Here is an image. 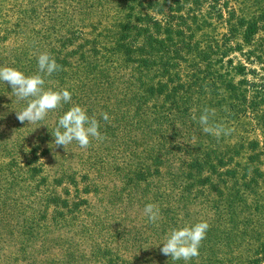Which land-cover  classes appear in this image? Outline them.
<instances>
[{
	"label": "rangeland",
	"instance_id": "rangeland-1",
	"mask_svg": "<svg viewBox=\"0 0 264 264\" xmlns=\"http://www.w3.org/2000/svg\"><path fill=\"white\" fill-rule=\"evenodd\" d=\"M119 1L0 0V66L32 75L38 55L45 51L62 62L69 48V14L56 18L54 11L77 2L75 26L90 30L91 38L99 24L106 22L101 6L115 8ZM187 2L183 0L184 4L174 6L176 11L168 13L183 16L186 34L203 49L194 58L197 65L188 68V77L194 81L190 112L183 120L166 124L176 130L158 132L161 137L155 141L165 144L167 140L171 145L163 163L159 157L148 161L147 182L127 172L155 146L136 150L134 165L128 167L124 166L127 158L119 164L122 154L118 152L124 148L122 143L140 142L144 134L138 130L145 124L136 126L110 117L105 121L101 113L107 109L100 106L99 113L87 115L99 121L105 139H91L86 149L73 141L64 149L54 144L52 135L59 116L49 112L35 124L21 123L15 110L26 102L18 101L10 85L0 81V264H45L41 259L52 254L56 260L48 264H112L114 255L104 246L108 242L118 264H264V113L258 117L250 103L264 106V54L261 60L256 56L264 50V0H219L212 7L206 0L200 5ZM38 7L51 10L54 23L33 25L31 20L15 19L18 13L28 16L29 10ZM231 12L236 16L233 22L240 18L257 22L251 46L243 44L241 27L236 37L228 35L225 19ZM19 30L26 32L19 34ZM239 44L244 52L254 51L248 54L249 60L235 49ZM239 62L255 73H235L232 66ZM60 66L58 73L44 76L45 87H67L64 81L53 87L60 80L54 78L66 69ZM215 70L221 80H232L237 92L213 87ZM246 82H255L260 98H253L255 92ZM205 107L215 110V122L234 131L219 139L204 133L192 117L198 118ZM148 182L157 186L152 190L151 184L144 186ZM205 188L206 196L201 194ZM148 203L160 209L155 224L143 214ZM64 217L66 221L60 223ZM45 220L54 225L43 238L39 226ZM201 220L209 228L197 257L185 262L161 253L159 243L170 229Z\"/></svg>",
	"mask_w": 264,
	"mask_h": 264
},
{
	"label": "trees",
	"instance_id": "trees-1",
	"mask_svg": "<svg viewBox=\"0 0 264 264\" xmlns=\"http://www.w3.org/2000/svg\"><path fill=\"white\" fill-rule=\"evenodd\" d=\"M185 1H188L187 3L190 5L194 3L200 5L203 0ZM206 1L209 7L219 3V0ZM77 2L68 4L67 9L58 8L54 11L53 16L56 18H62L65 14H69V28L67 29L69 48H66L67 56L62 62L56 60L59 65L64 64L66 69L63 74L61 72L54 78L60 80L55 82L53 87L55 88L56 85L58 86L64 81L67 84L64 89H68L71 93V103H65L62 108L50 111L49 114L58 118L72 104H78L81 107L85 106L87 114L94 115L99 113L100 106H102L103 109H107L105 113L108 114V117L114 118L113 121L124 119L134 125H139V122L145 124L144 129L138 130L144 134L140 142L134 140L129 146L127 143H122L124 148L118 149V152L122 154L119 157V164L124 163V159L127 158V163L125 162L124 166L128 167L134 165L133 156L136 150L141 147L145 148V145L148 146L147 148L155 146L152 152L144 157V160L131 166L127 172L128 175L132 173L134 179L138 176L139 178L144 177L143 182H147V177L151 175V173H147L150 169L149 162L159 157V163H163L167 148L171 145L167 140H165V144L156 142L158 136L161 137L157 135L158 132H167L168 129L176 130V128H167L166 124H175L176 120H183V117L190 112L189 94L194 92V81L191 76L188 77V68L197 65L194 63V58L196 54L201 56L203 49L186 34L185 26L181 23L183 16L168 13L176 11L177 8L174 6L184 4L183 0H120L115 8L102 5L100 15L104 14L107 17L106 22L99 24L97 32L91 38L88 35L90 30L78 29L75 26L78 22L75 17V15L77 16L75 10ZM99 11L97 9L93 14H97ZM28 13V16L25 13H18L15 19H28L33 25L40 23L45 26H50L55 21L53 16H50L51 10H46L44 7L34 8ZM93 14L91 13L90 16ZM220 14L222 17L223 12ZM170 17L173 20H170ZM235 17V14L231 12L225 19L228 24V35L236 37L241 27L240 34L243 44L251 46L256 30L259 28L257 22H248L242 18L233 22ZM57 23L60 24L59 19ZM34 30L32 28V32ZM25 32V30H19L18 33ZM235 49L248 60V54L253 51L244 52L240 44ZM191 50L195 53H192ZM263 54L264 50L262 49L256 56L261 60ZM228 62L231 66V59ZM35 65L36 67L30 71L37 73L38 66ZM232 69L239 75L255 73V69L247 68L240 62L232 66ZM56 73L58 72L56 71ZM213 75V80H211L213 87L220 85L227 88L229 93L237 92L238 87L232 80H221L222 77H217L221 75L218 70H215ZM62 78L65 79L62 80ZM246 83L255 92L253 98H260V95L256 94L260 88L256 87V84L254 85L255 82ZM261 87L264 90V84H261ZM45 88H50V86ZM227 89L224 90L227 92ZM241 97L246 98L244 94ZM250 103L257 109L254 112L258 117L264 113V106L261 102L251 101ZM259 105L262 107H258ZM140 117L143 118L140 120ZM147 131L151 132L150 137H148ZM135 133H133L132 139L136 136ZM186 161H189V158H186ZM159 172L161 169L157 170V173ZM125 184L130 185L129 182ZM150 184L148 182L144 186ZM156 186V184H151V189L153 190ZM135 189L134 187L133 190ZM207 190L208 188H205L201 194L206 196ZM61 220L60 223L66 221L65 217ZM45 221L39 226L43 238L50 234V226L54 225V223L49 224L47 220ZM104 246L107 247L109 255H114L112 264H118L119 259L110 242L105 243ZM51 248L53 249V245ZM38 251L40 252V250ZM46 253L49 254L48 249ZM102 255L105 257L107 253ZM54 257V254L51 255V258L44 255L41 260L48 264V262L52 263L56 260V257L53 259ZM97 260L101 262V259ZM106 264L110 263L106 262Z\"/></svg>",
	"mask_w": 264,
	"mask_h": 264
},
{
	"label": "clouds",
	"instance_id": "clouds-1",
	"mask_svg": "<svg viewBox=\"0 0 264 264\" xmlns=\"http://www.w3.org/2000/svg\"><path fill=\"white\" fill-rule=\"evenodd\" d=\"M38 72L25 75L16 68L0 66V81L10 85L14 96L18 101H25V106L16 111L17 119L24 123H37L43 120L53 110L63 107L65 103H71V93L67 89L53 90L45 88L44 76H51L60 70L61 66L47 51L41 52L37 57ZM103 119H109L107 113H101ZM215 110L203 108L201 114L193 115L204 133L213 135L219 139L227 136L234 129L227 128L221 123L215 122ZM99 121L93 116L87 115L86 109L78 104H72L70 108L59 117L58 123L52 132L54 144L65 147L75 141L81 148H87L91 139L103 141L105 137L99 131ZM27 135V134H26ZM144 216L150 223L155 224L160 219V209L156 204L148 203L143 209ZM209 228L207 221H199L191 225H184L170 229L163 238L160 251L173 260L190 261L199 255V247L205 238ZM157 244V245H159Z\"/></svg>",
	"mask_w": 264,
	"mask_h": 264
}]
</instances>
